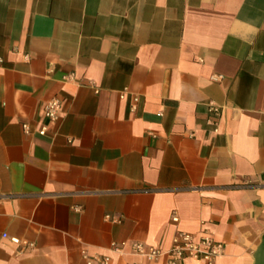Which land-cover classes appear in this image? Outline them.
<instances>
[{
    "label": "crops",
    "instance_id": "0c3cea01",
    "mask_svg": "<svg viewBox=\"0 0 264 264\" xmlns=\"http://www.w3.org/2000/svg\"><path fill=\"white\" fill-rule=\"evenodd\" d=\"M0 58V264H264V0H0Z\"/></svg>",
    "mask_w": 264,
    "mask_h": 264
},
{
    "label": "built area",
    "instance_id": "2783aa9c",
    "mask_svg": "<svg viewBox=\"0 0 264 264\" xmlns=\"http://www.w3.org/2000/svg\"><path fill=\"white\" fill-rule=\"evenodd\" d=\"M214 79H217V76H214ZM121 96H125V91ZM135 99L137 100L138 98ZM210 110L215 112L216 116L221 114V108L214 102H210ZM43 111L44 117L49 122L58 121L62 114L61 100L59 98H53L49 100L45 103ZM215 118L210 119V121L216 122L217 119ZM47 127L48 123H43L38 129V133L40 135H45ZM23 128L26 132L30 131L28 123H23ZM107 218L113 222H120L119 217H113L110 214L107 215ZM172 219L173 221H178V216L174 214ZM4 236H6V234H4ZM12 241L29 248L34 247L33 242L27 240L23 241L17 237H12ZM127 247V242L114 244V250L119 253H125ZM130 248L134 254L148 261H155L162 258L163 256H168V264H186L188 259L212 263L225 253L226 243L216 239L214 235L207 230H204L199 235L187 231H179L174 235L172 244L168 249L152 245L146 247L139 242L131 243ZM93 263L110 264V258L108 256L95 255L93 259H88V264ZM134 264L144 263L137 261Z\"/></svg>",
    "mask_w": 264,
    "mask_h": 264
}]
</instances>
